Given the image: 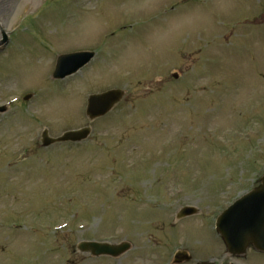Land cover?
Wrapping results in <instances>:
<instances>
[{
    "label": "rangeland",
    "instance_id": "rangeland-1",
    "mask_svg": "<svg viewBox=\"0 0 264 264\" xmlns=\"http://www.w3.org/2000/svg\"><path fill=\"white\" fill-rule=\"evenodd\" d=\"M185 1L0 0L13 29L0 53V264H164L175 249L220 262L213 219L264 173V0ZM76 51L95 58L52 80ZM112 89L123 101L90 123L88 96ZM83 127L84 142L41 147L43 130ZM185 206L197 215L176 221ZM81 242L131 248L93 258Z\"/></svg>",
    "mask_w": 264,
    "mask_h": 264
},
{
    "label": "water",
    "instance_id": "water-1",
    "mask_svg": "<svg viewBox=\"0 0 264 264\" xmlns=\"http://www.w3.org/2000/svg\"><path fill=\"white\" fill-rule=\"evenodd\" d=\"M93 57V54L88 53H82V54H76V55H67V56H61L59 57L56 65V69L54 72L53 77L55 79L64 78L65 76H68L72 73H74L76 70H78L80 67H82L84 64H86L91 58ZM123 97V92L118 90L108 91L101 95L91 96L88 99V106L86 110V114L89 117L90 120H93L95 118L101 117L108 113L115 104H117ZM90 131L89 129H82L75 132H69L65 133L62 137L59 139L53 140L47 137V135L44 133L43 135V146H49L54 143H61V142H79L82 140H85ZM262 184L257 189L256 192L252 193L250 196H257L259 198V203L256 209L263 210V200L264 198V177L262 178ZM243 200L238 201L231 209L226 211L219 219L216 224L217 232L222 237V240L224 241L227 249L230 252H243L245 248L247 247V239L250 237H257L256 239L252 238L251 243L254 244L256 247H258L261 250H264V226L257 228H254L253 231H247L243 223V216L241 217V207ZM237 210V211H236ZM235 211V212H233ZM193 212L192 210L184 209L181 211L179 216H184L186 214H190ZM179 217V218H180ZM228 229H235L236 234H231ZM236 235V236H234ZM244 237L243 240L240 238ZM235 239V242H234ZM232 242V243H231ZM238 243L236 246H240L239 248H233V244ZM128 249V245H122V246H108V245H101V244H94V243H81L79 245V250L82 252H90L94 256L98 255H110V256H119L123 252H125ZM177 262L187 261L188 258L186 256L179 255L176 257Z\"/></svg>",
    "mask_w": 264,
    "mask_h": 264
},
{
    "label": "flooded vegetation",
    "instance_id": "flooded-vegetation-1",
    "mask_svg": "<svg viewBox=\"0 0 264 264\" xmlns=\"http://www.w3.org/2000/svg\"><path fill=\"white\" fill-rule=\"evenodd\" d=\"M248 252L244 255V256H240V257H231L230 261L222 263V264H256L257 263V258L254 260V258L252 257L251 260L248 259ZM250 255H259L258 253H256L255 251H253V249L251 250Z\"/></svg>",
    "mask_w": 264,
    "mask_h": 264
}]
</instances>
